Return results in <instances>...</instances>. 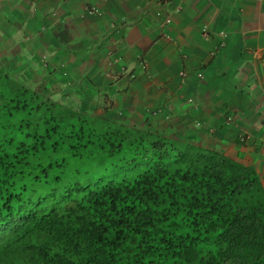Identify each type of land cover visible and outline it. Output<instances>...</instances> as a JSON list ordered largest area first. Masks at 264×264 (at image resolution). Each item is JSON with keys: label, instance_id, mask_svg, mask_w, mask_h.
<instances>
[{"label": "trees", "instance_id": "trees-1", "mask_svg": "<svg viewBox=\"0 0 264 264\" xmlns=\"http://www.w3.org/2000/svg\"><path fill=\"white\" fill-rule=\"evenodd\" d=\"M37 58L41 71L60 74L61 61ZM10 63L0 65V264H264V188L254 167L61 105L27 85L22 64ZM71 116L90 119L75 129L86 132L76 144L109 143L112 152L139 143L152 163L131 179L40 208L32 187L45 182L50 164L30 157L51 134L54 150L75 144L65 132Z\"/></svg>", "mask_w": 264, "mask_h": 264}, {"label": "crops", "instance_id": "crops-1", "mask_svg": "<svg viewBox=\"0 0 264 264\" xmlns=\"http://www.w3.org/2000/svg\"><path fill=\"white\" fill-rule=\"evenodd\" d=\"M0 48L54 100L101 107L94 91L116 102L104 117L169 119L176 138L251 165L264 188V0H0ZM41 53L65 63L62 79L39 69Z\"/></svg>", "mask_w": 264, "mask_h": 264}, {"label": "rangeland", "instance_id": "rangeland-1", "mask_svg": "<svg viewBox=\"0 0 264 264\" xmlns=\"http://www.w3.org/2000/svg\"><path fill=\"white\" fill-rule=\"evenodd\" d=\"M15 55L16 54L6 53L4 48H0V65L4 66L10 61L12 65L19 63L17 61L18 58L14 57ZM196 75H199V78L202 77L199 71H197ZM12 76L14 77L13 74ZM179 76H183V74H179ZM31 87L35 89L34 86ZM80 88L84 89L83 86ZM96 91L98 92V90ZM104 97L106 96H103V94H96L94 91L92 94L86 96V98L102 99L101 105L107 104L106 101H103ZM99 103L100 102L96 103L93 107L91 106L92 103L87 102L82 105L84 106L83 111L94 115H103V110L97 106ZM115 106V100L110 101L108 104L109 109L111 107L114 109ZM118 111L121 112L118 109L112 110L109 112V117L107 118L113 121L119 119V121L125 122V125L137 129H143L149 126L146 125V127H142L143 125L137 120L126 118L119 114ZM25 112L27 118H29V111ZM158 113L159 112H156L155 114L154 112L150 114L151 116H155ZM22 116L24 117L25 114L23 113ZM159 120L161 123L158 122ZM159 120H156L155 124H152V129H150L156 133L158 130H161L160 133L164 136L176 139V136L173 134L175 128L170 126V120ZM88 121H90V119H81L79 121L71 116L67 131L65 132L68 133L70 130L68 135H70V139L75 144L65 143V146L59 145L58 148L54 150L52 145L53 141H51L54 135L51 134V139L45 137L44 141L38 145V147H40L38 156L30 157V160L34 163H40L42 165L50 164L44 178L45 182L38 183L36 186L32 187V200L36 201L40 208L48 209L51 207H58L63 203L64 199L80 197L87 190L96 189L108 181H117L122 178L131 179L152 163L149 158L151 151L145 150L144 145L139 143L133 145L124 144L120 150L112 152L106 151V149L111 147L109 143H104L102 145L104 149H101L97 143L85 144V146L76 144V136H80V139L77 140L82 141L84 140L86 132L83 131L80 134L78 131H75V129L78 126H86V124H89ZM70 125H72V127H70ZM20 140L23 139L20 138ZM14 147H16V144L12 142L9 148ZM65 147L78 148L80 153L75 151V153L72 154V152Z\"/></svg>", "mask_w": 264, "mask_h": 264}, {"label": "clouds", "instance_id": "clouds-1", "mask_svg": "<svg viewBox=\"0 0 264 264\" xmlns=\"http://www.w3.org/2000/svg\"><path fill=\"white\" fill-rule=\"evenodd\" d=\"M153 1H155V3H158V2H163V0H153ZM165 1V0H164ZM84 11H85V13L87 14V15H89V14H92V13H94V8L93 7H87V8H85L84 9ZM160 13V12H159ZM166 19H168V21H169V18L168 17H164V19H163V23L164 24H167L168 23V21H165ZM45 28V26L44 25H40L39 26V30H43ZM41 54H43V55H45L44 53H41ZM40 56V55H39ZM262 58L264 59V54L262 55ZM136 59H137V62H138V64L141 66V68H143L145 65H144V63H143V61H144V59L141 57V56H136ZM60 70H61V72H60V74H58L57 76H59L61 79H62V77H64L65 75H66V69H65V63L64 62H62V64H61V66H60V68H59ZM200 72V71H199ZM180 74H183V76L185 75V72H181ZM128 76L129 77H132V74H128ZM201 76H202V73H201ZM196 77L197 78H199L200 76H197L196 75ZM28 85V84H27ZM30 86V85H29ZM62 87H64V85L62 84ZM36 90V89H35ZM42 93V92H41ZM43 94H45V93H43ZM45 95H47V94H45ZM48 97H50L49 95H47ZM62 97H63V101H67V99L69 98V94L67 93V92H64L63 93V95H62ZM51 98V97H50ZM52 100H54L53 98H51ZM54 101H56V102H58L59 104H61V105H67L66 103H64L63 101H57V100H54ZM75 107V106H74ZM232 118L231 117H226L225 118V122H229L230 120H231ZM246 138H247V135L245 134V133H242V132H240V133H238L237 134V137H236V139H237V141H239V142H243V141H245L246 140Z\"/></svg>", "mask_w": 264, "mask_h": 264}, {"label": "built area", "instance_id": "built-area-1", "mask_svg": "<svg viewBox=\"0 0 264 264\" xmlns=\"http://www.w3.org/2000/svg\"><path fill=\"white\" fill-rule=\"evenodd\" d=\"M165 21H168V19H166ZM199 76V75H198Z\"/></svg>", "mask_w": 264, "mask_h": 264}]
</instances>
